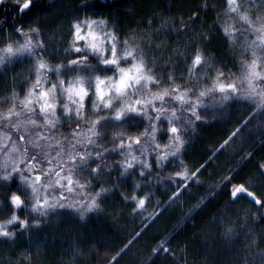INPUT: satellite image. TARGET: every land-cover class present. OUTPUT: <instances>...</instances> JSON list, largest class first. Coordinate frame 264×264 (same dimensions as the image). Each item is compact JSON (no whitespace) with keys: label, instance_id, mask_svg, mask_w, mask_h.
Wrapping results in <instances>:
<instances>
[{"label":"trees","instance_id":"1","mask_svg":"<svg viewBox=\"0 0 264 264\" xmlns=\"http://www.w3.org/2000/svg\"><path fill=\"white\" fill-rule=\"evenodd\" d=\"M87 20L113 35L118 66L138 64L173 105L116 119L86 95L82 117L56 125L63 136L93 127L75 172L83 195L37 213L18 174L4 172L1 140L15 131L7 119L35 81V56L63 67V86L112 76L116 67L69 50ZM0 32V264H264V102L214 91L263 67L264 0H1ZM28 40L33 57L9 52ZM129 150L142 161L131 165Z\"/></svg>","mask_w":264,"mask_h":264},{"label":"rangeland","instance_id":"2","mask_svg":"<svg viewBox=\"0 0 264 264\" xmlns=\"http://www.w3.org/2000/svg\"><path fill=\"white\" fill-rule=\"evenodd\" d=\"M4 33L0 32V38ZM76 33L78 35H75V41L71 42L73 44L69 50L75 54L92 55L97 57L101 64L116 67L112 76L95 77L91 82L77 79L63 86L58 78L63 67H49L35 56L38 66L35 81L22 101V110L7 119L14 122L11 126L15 131L8 136L4 133L1 140L4 172L7 176L18 174L30 190V208L37 213H47L50 209L66 206L68 200L70 201L67 193H83L82 186L75 178V172L84 165L86 148L94 142L93 127L71 129L66 131L68 136H63L57 132L60 127L56 125L59 117L63 115L82 117L83 99L86 95L91 96L93 111L111 109L113 118L116 119L128 114H138L145 105H150L154 111H159L161 107L162 113L167 114L173 105L169 101L170 97H174L171 92L149 91L148 79L138 64L134 62L124 68L118 66L113 35L106 30L102 21L81 22L76 28ZM261 43L264 47V33ZM32 46L37 49V43L34 41H24L9 52H24L33 57ZM71 66L84 65L72 61ZM250 68L252 69L246 73V78L239 85H221L214 87V91H219L224 101L246 95L259 108L264 102L260 89V83H264V61L263 67ZM47 72L55 73L54 79H49ZM239 86H243L242 90ZM178 96L185 99L186 111L197 108L192 97L187 98L185 93H178ZM170 114L171 112H168V115ZM171 131L172 128L169 132ZM174 136L168 139L169 144L164 148L166 156L173 155L179 147V137ZM126 157L131 165L142 161L139 155L132 154L130 150L126 152ZM10 223H15V219H10Z\"/></svg>","mask_w":264,"mask_h":264},{"label":"water","instance_id":"3","mask_svg":"<svg viewBox=\"0 0 264 264\" xmlns=\"http://www.w3.org/2000/svg\"><path fill=\"white\" fill-rule=\"evenodd\" d=\"M29 5H30V2H29V1L25 2L24 4H22V5L20 6L19 11H20V12L23 11V10L26 9Z\"/></svg>","mask_w":264,"mask_h":264}]
</instances>
